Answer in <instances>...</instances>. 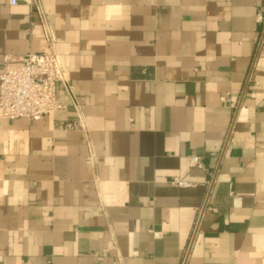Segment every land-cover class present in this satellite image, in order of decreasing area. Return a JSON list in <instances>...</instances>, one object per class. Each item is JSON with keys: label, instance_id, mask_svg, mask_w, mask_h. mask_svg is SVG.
Returning a JSON list of instances; mask_svg holds the SVG:
<instances>
[{"label": "crops", "instance_id": "0c3cea01", "mask_svg": "<svg viewBox=\"0 0 264 264\" xmlns=\"http://www.w3.org/2000/svg\"><path fill=\"white\" fill-rule=\"evenodd\" d=\"M40 2L66 82L0 112V264H264V0ZM45 48L0 0V71Z\"/></svg>", "mask_w": 264, "mask_h": 264}, {"label": "built area", "instance_id": "2783aa9c", "mask_svg": "<svg viewBox=\"0 0 264 264\" xmlns=\"http://www.w3.org/2000/svg\"><path fill=\"white\" fill-rule=\"evenodd\" d=\"M25 2L30 6L33 16L39 20L46 48L42 52L27 51L15 57L9 54L3 56L0 71V112L9 120H36L53 112L59 107L56 102V84L66 82L56 50L55 34L47 23L40 0ZM11 3H15V0H11ZM258 20H262L261 15H258ZM85 126L80 116L65 125L67 129L86 131ZM190 163L199 164V158L191 155ZM172 182L183 185L178 179H173Z\"/></svg>", "mask_w": 264, "mask_h": 264}]
</instances>
